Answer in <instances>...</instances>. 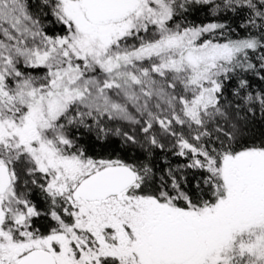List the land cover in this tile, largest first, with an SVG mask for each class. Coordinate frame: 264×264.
Masks as SVG:
<instances>
[{"label":"snow or ice","instance_id":"obj_1","mask_svg":"<svg viewBox=\"0 0 264 264\" xmlns=\"http://www.w3.org/2000/svg\"><path fill=\"white\" fill-rule=\"evenodd\" d=\"M0 264H264V0H0Z\"/></svg>","mask_w":264,"mask_h":264}]
</instances>
